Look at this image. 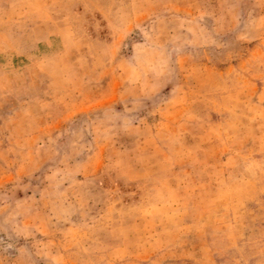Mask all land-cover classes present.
Segmentation results:
<instances>
[{
    "label": "rangeland",
    "instance_id": "1",
    "mask_svg": "<svg viewBox=\"0 0 264 264\" xmlns=\"http://www.w3.org/2000/svg\"><path fill=\"white\" fill-rule=\"evenodd\" d=\"M0 264H264V0H0Z\"/></svg>",
    "mask_w": 264,
    "mask_h": 264
}]
</instances>
